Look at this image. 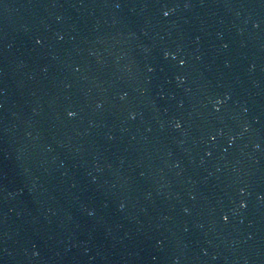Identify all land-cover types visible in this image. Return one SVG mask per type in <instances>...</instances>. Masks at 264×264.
Segmentation results:
<instances>
[{
    "label": "water",
    "instance_id": "95a60500",
    "mask_svg": "<svg viewBox=\"0 0 264 264\" xmlns=\"http://www.w3.org/2000/svg\"><path fill=\"white\" fill-rule=\"evenodd\" d=\"M0 264H264V0H0Z\"/></svg>",
    "mask_w": 264,
    "mask_h": 264
}]
</instances>
